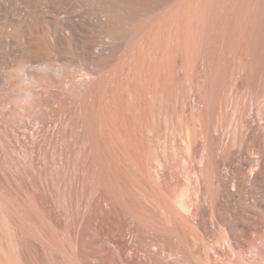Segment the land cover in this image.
Listing matches in <instances>:
<instances>
[{
  "label": "bare ground",
  "instance_id": "1",
  "mask_svg": "<svg viewBox=\"0 0 264 264\" xmlns=\"http://www.w3.org/2000/svg\"><path fill=\"white\" fill-rule=\"evenodd\" d=\"M0 264H264V0H0Z\"/></svg>",
  "mask_w": 264,
  "mask_h": 264
},
{
  "label": "rangeland",
  "instance_id": "2",
  "mask_svg": "<svg viewBox=\"0 0 264 264\" xmlns=\"http://www.w3.org/2000/svg\"><path fill=\"white\" fill-rule=\"evenodd\" d=\"M11 146H12V144H11ZM12 148H13V146H12Z\"/></svg>",
  "mask_w": 264,
  "mask_h": 264
}]
</instances>
